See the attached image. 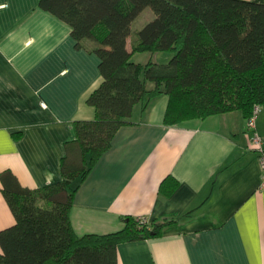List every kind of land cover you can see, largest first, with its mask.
Returning <instances> with one entry per match:
<instances>
[{
  "label": "crops",
  "instance_id": "obj_1",
  "mask_svg": "<svg viewBox=\"0 0 264 264\" xmlns=\"http://www.w3.org/2000/svg\"><path fill=\"white\" fill-rule=\"evenodd\" d=\"M72 32L39 0H0V176L10 171L31 190L63 180L76 122L96 117L88 99L104 81L100 58L88 50L94 42L77 48ZM168 104L162 95L138 105L87 179L73 182L76 233H116L127 217L176 219L159 238L120 244L119 264H264V174L248 118L233 111L167 125ZM257 127L264 138V107ZM170 177L178 186L165 197ZM15 224L0 177V232Z\"/></svg>",
  "mask_w": 264,
  "mask_h": 264
},
{
  "label": "trees",
  "instance_id": "obj_2",
  "mask_svg": "<svg viewBox=\"0 0 264 264\" xmlns=\"http://www.w3.org/2000/svg\"><path fill=\"white\" fill-rule=\"evenodd\" d=\"M39 6L72 28L77 48L96 44L86 49L100 58L104 81L88 99L95 119L75 124L62 181L31 190L12 172L1 174L16 224L0 232V264H119L120 244L159 238L177 220L127 217L122 231L79 236L71 220L79 189L73 182L87 179L135 108L145 111L159 96H169L167 125L233 111L249 118L256 104L264 107V0H39ZM148 8L155 18L133 32ZM144 52L172 58L132 61ZM169 180L161 185L165 197L178 186Z\"/></svg>",
  "mask_w": 264,
  "mask_h": 264
},
{
  "label": "built area",
  "instance_id": "obj_3",
  "mask_svg": "<svg viewBox=\"0 0 264 264\" xmlns=\"http://www.w3.org/2000/svg\"><path fill=\"white\" fill-rule=\"evenodd\" d=\"M263 110L261 104H256L253 108L252 115L247 119L248 131L251 134L252 148L257 152L261 169L264 174V138L258 132V119ZM141 221L146 222L147 219L140 217Z\"/></svg>",
  "mask_w": 264,
  "mask_h": 264
},
{
  "label": "rangeland",
  "instance_id": "obj_4",
  "mask_svg": "<svg viewBox=\"0 0 264 264\" xmlns=\"http://www.w3.org/2000/svg\"><path fill=\"white\" fill-rule=\"evenodd\" d=\"M154 18H155V14L152 11V9L150 8L146 9L133 23V26H132L133 32H136L137 30H141L146 24H148ZM130 41L132 42V39Z\"/></svg>",
  "mask_w": 264,
  "mask_h": 264
}]
</instances>
